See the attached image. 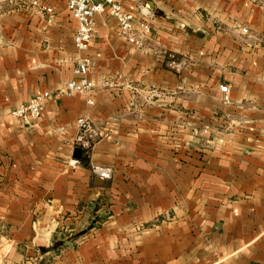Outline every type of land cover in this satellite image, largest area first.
<instances>
[{
  "label": "crops",
  "instance_id": "obj_1",
  "mask_svg": "<svg viewBox=\"0 0 264 264\" xmlns=\"http://www.w3.org/2000/svg\"><path fill=\"white\" fill-rule=\"evenodd\" d=\"M40 1L0 0V264H264V0H120L144 47L98 13L88 75L117 85L93 104L55 94L77 20ZM46 90L42 118L12 117ZM80 116L109 136L76 157Z\"/></svg>",
  "mask_w": 264,
  "mask_h": 264
},
{
  "label": "built area",
  "instance_id": "obj_2",
  "mask_svg": "<svg viewBox=\"0 0 264 264\" xmlns=\"http://www.w3.org/2000/svg\"><path fill=\"white\" fill-rule=\"evenodd\" d=\"M31 6H35L42 13L53 12L52 7L43 4L40 0H30ZM67 6L77 20V28L74 35V44L80 55L77 57V64L74 69L76 78L68 80L62 87L56 90L55 94L59 96L84 94L88 97L90 104L94 103L92 93L98 86L111 87L117 85L111 77L96 81L89 77V70L92 65V58L86 54L92 46L96 29V15L98 13L108 12L118 23V30L129 42L138 47H144V43L151 31L149 21L145 17H138L133 12L126 10L120 0H68ZM144 4L143 8H147ZM2 4L0 2V14ZM52 21V17H49ZM248 32L247 28H243ZM221 92L223 101L229 102V85L222 84ZM54 92L46 90L35 94L29 99L17 104L12 110L11 115L21 121L38 120L43 117L46 102L52 97ZM78 131L74 136L72 143L74 148H81L82 151H88L100 139L109 136L107 130H101L97 127L90 116H80L77 119ZM92 171L103 178H110L112 169L107 166L92 164Z\"/></svg>",
  "mask_w": 264,
  "mask_h": 264
},
{
  "label": "water",
  "instance_id": "obj_3",
  "mask_svg": "<svg viewBox=\"0 0 264 264\" xmlns=\"http://www.w3.org/2000/svg\"><path fill=\"white\" fill-rule=\"evenodd\" d=\"M82 149L81 148H75L74 150V155L77 157V156H80L82 154ZM104 183V179L101 177V176H97L96 177V184L97 185H102Z\"/></svg>",
  "mask_w": 264,
  "mask_h": 264
}]
</instances>
